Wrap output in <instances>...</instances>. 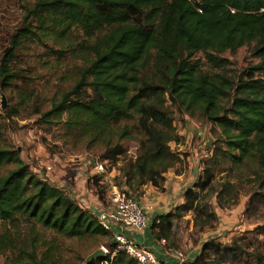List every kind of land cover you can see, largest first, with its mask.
<instances>
[{
  "label": "trees",
  "instance_id": "1",
  "mask_svg": "<svg viewBox=\"0 0 264 264\" xmlns=\"http://www.w3.org/2000/svg\"><path fill=\"white\" fill-rule=\"evenodd\" d=\"M20 7L22 25L0 58V90L18 85V55L28 42L56 58L76 42L83 55H73L69 87L47 109L34 105L29 113L40 114L42 126L63 123L77 131L104 160L123 157L117 184L139 191L150 183L164 190L166 174L185 164L187 158L171 146L180 142L172 107L213 125L217 141L198 190H188L184 203L157 216L159 239L178 249V225L188 214L200 231L217 223L209 198L229 207L241 190V178L217 182L223 172L253 176L264 201V0H24ZM245 45H253L260 61L238 76L228 73L223 55ZM33 93L20 90L22 109L31 107ZM20 109L4 112L12 117ZM126 141L138 144L136 157H127ZM0 223V254H11L9 264H136L115 252L114 242L104 257L63 259L58 241L96 248L113 233L39 177L1 132ZM242 260L264 264V249L212 239L186 263Z\"/></svg>",
  "mask_w": 264,
  "mask_h": 264
},
{
  "label": "rangeland",
  "instance_id": "2",
  "mask_svg": "<svg viewBox=\"0 0 264 264\" xmlns=\"http://www.w3.org/2000/svg\"><path fill=\"white\" fill-rule=\"evenodd\" d=\"M23 1L0 0V58L7 48L11 34L22 25L20 5ZM253 45H245L235 51H228L223 55L229 59L227 66L228 73L238 76L247 68L260 61V58L252 50ZM65 50L66 52L63 54V57L56 58V56L50 55L40 44L30 41L19 51L18 61L20 63H17L16 66L20 69L21 77L19 78L18 85L12 91L5 92L0 90V111L2 113L0 132L7 141L21 148L22 157L33 167L41 169L46 164H52L54 166L52 184L64 183L70 185L77 195H80L76 189L77 183L83 182L85 184L87 177L92 180L90 182H92L93 186L91 187L89 183L87 185L90 188H95L94 184L97 175H94L95 172L91 171L93 168L95 171L92 160L96 158L103 160L98 147L92 145L89 148L90 144L88 141H84L80 133L74 130H67L63 123H56L50 127L42 126L39 123L40 114L29 113V110L34 105L44 104L43 109H47L50 107L51 99L58 96L61 90L69 87L70 81L68 79L71 76L70 71L75 60L73 55L80 57L83 55V52L76 42L69 43ZM200 56L202 55H197V57ZM78 62L81 63L82 59L78 58ZM204 67L207 70L219 71L212 69L208 64H205ZM20 90L34 92L33 103L28 110L22 109L20 106ZM3 95L7 103L6 108L2 107ZM12 106L21 108L20 112L17 115L8 117L4 111ZM172 109L180 142H172L171 146L187 159L183 166L172 169L169 172L180 174L185 172V175L180 178L182 179L180 180L182 181L181 184L185 186L183 189L185 188L186 192L190 189L198 190L197 185L203 178L207 160L212 157L217 136L210 122L193 119L188 115L178 112L175 107H172ZM125 145L128 146L127 157H136L138 144L135 141H126ZM124 161L123 157H120L116 162L109 160L106 174L113 173L115 169L120 170ZM196 168H198V172H194ZM76 170L81 171V180L76 179L79 173ZM241 174H235V172L227 174V172H223L217 175V182L222 178H229L230 175V179L233 180L241 178V190L235 202L229 205V207H221L216 196L209 198L208 201L211 204V208L218 214V221L213 227L200 231L199 228L194 227L192 221L193 214L186 215L179 222L178 229L181 237H178V241H180L184 249L186 248L184 245L186 239L201 238L204 235L226 237L231 243L237 242L238 245L240 244L245 248L250 247V249H253L258 246L264 249V201L258 193L256 194L259 190V182L253 181V176H248L245 173ZM115 182L117 183L116 177ZM111 184L109 181L103 184L104 188L100 184V186H96L99 189L98 195L94 192L91 195H85L87 197V199L85 197L87 204L93 207L97 196L100 199L102 198L101 200L104 203L103 199L108 195ZM118 184L119 186H127L125 182ZM129 190L136 193L138 197L142 195L133 189ZM80 197L84 196L80 195ZM105 206L106 204L104 203V205L97 207L103 208ZM1 227L2 224L0 223V232H2ZM112 243L113 237H108L96 248L89 244L76 245L74 242L67 241L66 239L58 241V244L62 246L61 251L64 253L62 258L68 260H77L78 257L87 258L97 249L108 248ZM10 256L9 252L0 254V264H9ZM238 264L246 263L242 260Z\"/></svg>",
  "mask_w": 264,
  "mask_h": 264
},
{
  "label": "built area",
  "instance_id": "3",
  "mask_svg": "<svg viewBox=\"0 0 264 264\" xmlns=\"http://www.w3.org/2000/svg\"><path fill=\"white\" fill-rule=\"evenodd\" d=\"M95 169L100 173L108 171V161L98 158L92 160ZM30 164V163H29ZM32 169L44 180L52 183V173L54 166L46 164L43 168L37 169L31 165ZM58 188L67 192L71 197L77 200L83 208L93 212L99 223L106 230L113 233V242L115 243V252L122 251L135 259L136 264H184L187 257L183 251H179L180 261H162L148 247L137 243L129 234L132 230H145L148 226L149 217L140 203L136 193L130 191L127 186H119L115 181L108 190L107 204L103 208L89 206L84 197L73 190L70 185L64 183L55 184ZM159 223V221H157ZM166 243L165 239H162ZM105 252L109 249L103 247Z\"/></svg>",
  "mask_w": 264,
  "mask_h": 264
},
{
  "label": "crops",
  "instance_id": "4",
  "mask_svg": "<svg viewBox=\"0 0 264 264\" xmlns=\"http://www.w3.org/2000/svg\"><path fill=\"white\" fill-rule=\"evenodd\" d=\"M93 169L91 171L95 172L94 175H97L96 177L97 179L95 178V184L93 183L95 188H90V186L92 187L93 185L91 184L92 182L90 181L92 180H90L89 177L86 178L85 184L83 182H80L77 183L76 186L77 191L80 193V195L84 196V198L86 197L85 195H91L93 192L95 194L97 193L99 194V189L96 186L101 185L104 188L103 184H106L109 181L113 183L115 181V177L119 176L120 174V170H116V169L111 174L100 173L96 169L95 171ZM76 171L79 172L76 176V179L78 180L82 178L81 171L79 170ZM84 174L85 176H87L86 173ZM183 175H185V172H183V174L176 172H171V173L168 172L166 174L167 180L164 185V188H166L165 190H160L158 187H155L152 184H147L141 187L140 190L138 191L140 194H142L141 196H139L140 197L139 200L149 217V222L145 230L143 231L132 230L131 232H129V234L133 237V239L137 243L142 244L148 247L149 249H151L157 255V257L162 261L179 262L181 260L179 251H183L185 253L187 257V261H192L197 255L200 254L203 244L208 240L215 239L226 244L231 243V241H228L226 237L221 238L218 235L216 236L204 235L201 238L196 237L197 242H194L193 239H186L184 245L187 249L186 248L184 249V247L181 246L180 241H178L179 248L176 249L174 247H170L167 242L164 243L162 239L158 238L157 221H159V219L157 218V216L172 211L177 206L185 202L186 189L185 188L183 189V187L185 186L182 185L181 184L182 181H180L182 180L180 178H182ZM87 183H89L90 186H88ZM107 197L108 195L103 199L105 204H107ZM101 199L98 196L97 198H95L94 206L96 208H99L97 206L104 205ZM184 264L187 263L185 262Z\"/></svg>",
  "mask_w": 264,
  "mask_h": 264
},
{
  "label": "water",
  "instance_id": "5",
  "mask_svg": "<svg viewBox=\"0 0 264 264\" xmlns=\"http://www.w3.org/2000/svg\"><path fill=\"white\" fill-rule=\"evenodd\" d=\"M6 106H7V103H6V100H5V96L3 95L2 107L6 108ZM194 172H198V168H196ZM105 255H106L105 250L103 248H99L96 251H94L91 255H89L87 260L91 261V260H93L95 258H98V257H104Z\"/></svg>",
  "mask_w": 264,
  "mask_h": 264
}]
</instances>
